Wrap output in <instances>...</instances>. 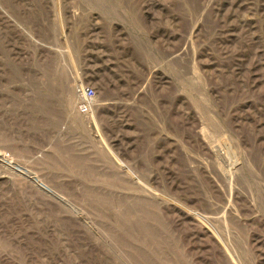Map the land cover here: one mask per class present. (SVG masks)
Segmentation results:
<instances>
[{
	"label": "rangeland",
	"instance_id": "374dc122",
	"mask_svg": "<svg viewBox=\"0 0 264 264\" xmlns=\"http://www.w3.org/2000/svg\"><path fill=\"white\" fill-rule=\"evenodd\" d=\"M0 264H264V0H0Z\"/></svg>",
	"mask_w": 264,
	"mask_h": 264
},
{
	"label": "built area",
	"instance_id": "2783aa9c",
	"mask_svg": "<svg viewBox=\"0 0 264 264\" xmlns=\"http://www.w3.org/2000/svg\"><path fill=\"white\" fill-rule=\"evenodd\" d=\"M75 94L79 97L78 109L80 112H87L93 97V90L89 86L79 85L74 90Z\"/></svg>",
	"mask_w": 264,
	"mask_h": 264
}]
</instances>
